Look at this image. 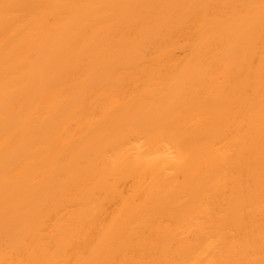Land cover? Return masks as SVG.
<instances>
[{
	"label": "bare ground",
	"instance_id": "1",
	"mask_svg": "<svg viewBox=\"0 0 264 264\" xmlns=\"http://www.w3.org/2000/svg\"><path fill=\"white\" fill-rule=\"evenodd\" d=\"M0 264H264V0H0Z\"/></svg>",
	"mask_w": 264,
	"mask_h": 264
},
{
	"label": "rangeland",
	"instance_id": "2",
	"mask_svg": "<svg viewBox=\"0 0 264 264\" xmlns=\"http://www.w3.org/2000/svg\"><path fill=\"white\" fill-rule=\"evenodd\" d=\"M183 54H184V51L181 50V49H178V50L176 51V55H177V56H182Z\"/></svg>",
	"mask_w": 264,
	"mask_h": 264
}]
</instances>
